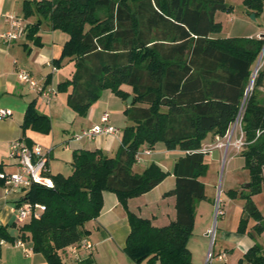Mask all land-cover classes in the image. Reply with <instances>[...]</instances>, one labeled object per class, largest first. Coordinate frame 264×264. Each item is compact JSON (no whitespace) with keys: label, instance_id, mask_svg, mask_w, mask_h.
I'll return each mask as SVG.
<instances>
[{"label":"trees","instance_id":"16d2710c","mask_svg":"<svg viewBox=\"0 0 264 264\" xmlns=\"http://www.w3.org/2000/svg\"><path fill=\"white\" fill-rule=\"evenodd\" d=\"M226 1L23 2L22 18L38 17L26 28V39L34 46H41L37 34L42 20L49 22L52 31L68 36L53 65L59 68L65 58L73 62L71 77L59 83L57 91L68 92L67 106L77 116L84 118L105 90L126 101L129 95L120 86L127 85L133 97L124 111L129 125L114 157L99 150H75L69 176L49 174L51 188L33 184L18 202L17 206L27 202L44 207L38 218H31L19 231L21 239L29 235L33 252L48 264H62L58 253L84 238L82 227L99 216L103 192L115 194L126 210L130 229L123 252L134 264H191L187 242L196 207L206 201L199 181L205 171L200 149L208 136L223 138L233 124L262 47L257 38L214 36L221 30L215 14L233 10ZM243 6L258 17L263 0H243ZM263 81L259 73L254 88ZM21 128L24 133L46 135L51 122L31 102ZM241 130L245 137L241 155L250 186L240 192L244 206L237 230L245 232L252 218L253 229L261 233L264 220L252 197L264 194V105L254 94L246 99ZM157 143L184 153L173 169L175 186L166 194L175 198V220L164 228H155L127 211L129 199L149 192L168 175L155 164L140 174L132 171L139 149ZM234 193L229 191V197L234 198ZM0 239L15 240L1 226ZM238 264H264L261 248H249Z\"/></svg>","mask_w":264,"mask_h":264},{"label":"crops","instance_id":"0c3cea01","mask_svg":"<svg viewBox=\"0 0 264 264\" xmlns=\"http://www.w3.org/2000/svg\"><path fill=\"white\" fill-rule=\"evenodd\" d=\"M24 1L26 0H0V109H9L12 112L10 117L0 120V172H16V166L9 158L8 146L10 142L18 139H23L26 143L29 141L31 145H39L50 151L47 163L50 175L60 174L61 159L65 158L64 151L60 152L61 148L59 146H62V149L71 150L72 153L75 150H99L106 156L114 157L121 144L122 132L129 125L124 115V111L127 108L126 101L115 96L109 90H105L90 107L84 118L77 116L67 106L68 92L60 93L57 91V85L71 77L74 70L73 62L67 58L63 59L67 60L66 64H72L71 70L68 69L65 72H63V69L57 68L53 71L51 68L54 66L53 61L60 58L63 45L68 40V36L62 32L52 31L49 27V22L43 20L45 25L41 24L37 34L40 38L41 46H34L32 42L26 39V28L34 24L38 17L34 15L28 19L22 18V4ZM226 2L230 5L228 0ZM242 2L243 0H241V4ZM218 13H227L217 12L214 16L215 22L222 25L220 22L222 17L218 18ZM240 14L242 18L238 26L234 28V30L236 29L235 36H226L224 38H257L264 30V10L260 16H254V25H249L252 24L250 23L251 21L248 23L244 19L245 16L249 17L251 13L243 5H240ZM226 16H228L227 22L232 23V14H227ZM10 17L14 19L11 20ZM12 21H16L19 24L22 32L16 39L4 41L1 38L2 34L8 32L18 33V29L15 30L11 26ZM42 26L44 27L42 28ZM19 70L26 71L38 85L52 89L55 94L51 102L47 103L35 90L20 82L17 77ZM261 73H264V66ZM48 76L49 81L47 80ZM258 88L264 91V81ZM120 90L132 96L130 86L121 85ZM260 98L264 100V94ZM258 99L257 101L264 105L262 103L264 101ZM31 102H35L36 110L39 113L46 115L50 119L51 131L49 134L44 135L31 130H27L25 133L22 131L21 125L24 114ZM103 113L109 114L110 124L120 131L118 137H98L90 141H74L72 139L74 135L79 134L81 131L99 124ZM212 141L215 143L216 137L208 136L202 147L208 146ZM145 150H149L150 153L148 155L141 153V161L133 165L132 171L140 174L150 164H155L168 175L149 192L129 199L127 201V211L138 218L148 220L155 228H164L175 220V198L166 196V194L175 186L173 169L177 160L184 153L178 149L169 151L162 143H157L152 148L143 145L138 153ZM219 151L221 152V150ZM228 152H231V155H235L232 150ZM229 191L226 193L228 199L231 200L228 195ZM25 194V192L6 193L4 184L0 180V226L5 227L9 236L15 239L12 243L0 239V264H48L41 254L33 252L29 235H25L28 237L27 239L20 238V227L28 223L31 218H38L43 212L41 209H36L35 214L38 215H32L23 223L18 222L16 207ZM209 201L210 199L206 196L205 202ZM224 202L226 203V201ZM202 203L200 202L197 205L196 214ZM239 206L241 207L242 215L243 204ZM223 211L222 216L226 220L230 211L227 207ZM261 216L264 220V216L262 214ZM211 218L212 211L209 206L208 209L203 211L202 222L199 225L194 219L193 233L187 242L191 264H205L209 251V249L207 250V245L210 239ZM221 224V229L225 231V237H230L231 240L235 241L239 252L232 254L233 250L230 251L220 247L214 254L223 253L224 259L216 261L215 264H238V261L243 258L248 249L256 245V243L243 240L242 237L235 233V230L233 232L227 230L225 221ZM255 224L253 222V226ZM129 229L126 210L119 203L116 195L110 192H103L102 210L99 216L85 223L82 227L83 232H85L83 239H87L92 244L91 250H81L77 256H73L66 248L58 253L62 264H134L123 252ZM197 229L198 231L196 232ZM250 231V233L254 232L253 230ZM261 250L264 254V247L261 246ZM142 264H146V262L144 261Z\"/></svg>","mask_w":264,"mask_h":264},{"label":"rangeland","instance_id":"374dc122","mask_svg":"<svg viewBox=\"0 0 264 264\" xmlns=\"http://www.w3.org/2000/svg\"><path fill=\"white\" fill-rule=\"evenodd\" d=\"M228 3L232 6L233 10L230 13L227 14H232L233 17V22H227V14H219L218 13V18H221V30L218 33H215L214 36L217 38H224V37H234L235 36V30L234 28L238 26L239 21L241 20L242 16L240 14V5H243V2L241 4V0H228ZM264 10V1H263V7L262 11L259 14V16L263 13ZM248 23L251 21L249 25H254L253 20L251 19L250 16L247 17L245 16L244 18ZM41 24L45 25L43 20L41 21ZM257 26V24H255ZM41 26V25H40ZM44 26H42L43 28ZM40 30V29H39ZM58 31V30H56ZM61 32V31H58ZM67 60L61 61V65L58 69H63L65 72L68 69L71 70L72 64H66ZM255 65L252 67V72L254 70ZM248 87V86H247ZM247 89V88H246ZM246 91V90H245ZM254 94L256 98H259L258 100L264 101L260 96L264 94V91L259 88H254L249 93L247 94V98L251 95ZM246 98V99H247ZM264 103V102H262ZM245 105V104H244ZM244 106L240 111H238V114L236 118L240 116L239 123L236 125L234 128V137H239L240 136V127H241V120H242V114H243ZM236 118L231 125L227 135L223 137L222 139L220 138V142L225 143L226 137L230 133L233 125L236 122ZM245 138V137H244ZM208 137L205 139L207 140ZM209 145H214V142L212 141L211 144ZM61 148V151H64V156L65 158H62L61 164L59 166V172L62 176H69L71 174V163H72V152L69 149H62V146H59ZM204 155V167L205 171L204 174L199 177L201 183L204 186V191L205 195L210 199L209 202L202 201L203 203L201 204L200 208L198 209V213L196 214L195 210V217L197 224L202 222V213L208 207L210 206L211 211H212V218H211V232H214V239L212 244L211 239L208 240V245H207V250L209 249L213 255L216 253L220 247L221 248H226L230 251L233 250V253H238L239 248L236 245L235 241L231 240L230 237L226 238L224 233V229H221V223L225 221V225L227 230L229 231H234L235 233L239 236L242 237L243 240H247L250 242L256 243L260 248L261 246L264 247V230L261 233H256L255 230L253 229V222H255L252 218H248L246 222V229L245 232L239 233L238 232V226H239V221L241 218V210L240 206L243 204L244 206V200L240 197V192L243 190H246L250 185V173L248 168L246 167L245 164V159L241 155V151L237 152L235 150H232L235 155H231V152H227L225 155L218 149H212ZM141 153H138L140 158H141ZM67 155V156H66ZM69 158V159H68ZM136 163V162H135ZM247 185H249L247 187ZM234 191L235 197L230 198L231 200L228 199L227 197V191ZM245 193H248V191H244ZM253 202L255 206L259 209L260 214L264 216V194L259 193L255 196H253ZM226 201V203L224 202ZM218 204L219 211L224 212L223 210L226 209V207L229 209L230 214L227 216L226 220L223 219L222 215L217 216L215 219V209L216 205ZM227 205V206H226ZM197 208V207H196ZM239 208V209H238ZM17 218V216H16ZM253 230V233H250ZM198 229L196 230V232ZM193 233V230H192ZM191 233V235H192ZM250 234V235H248ZM195 239V238H194ZM226 239V240H225Z\"/></svg>","mask_w":264,"mask_h":264},{"label":"built area","instance_id":"2783aa9c","mask_svg":"<svg viewBox=\"0 0 264 264\" xmlns=\"http://www.w3.org/2000/svg\"><path fill=\"white\" fill-rule=\"evenodd\" d=\"M10 19L12 20L14 18L10 17ZM11 26L15 30L18 29V33L8 32L6 34H2L1 38L4 41H10L16 39L18 35L22 32V28H20L19 24L16 21H12ZM257 39L262 41V47L257 57L254 70L250 76V80L248 83L249 90L247 94L249 93V91L253 89L256 78L258 77L259 73H261V70L264 66V30L260 35L257 36ZM51 68L53 71H55L56 69L54 66H52ZM17 77L20 82L28 85L31 89L35 90L41 96V98L45 100L47 103L51 102L53 95L55 94L52 89L45 88L43 85H38L37 83H35L31 79L30 75L24 70H19L17 72ZM11 115H12L11 110L0 109V120L6 119ZM239 120H240V116L236 118V122L233 125L230 133L226 137L225 143L220 142V138L216 137V142L214 143V145L203 146L200 149V152L205 155L211 150L210 148L221 150L224 153V155L230 150L242 152L245 147V138L241 130V127H240V136L234 137V128L239 123ZM227 133L225 134V136L227 135ZM119 135H120V131L116 129L113 125H111L109 122V114L103 113L100 118L99 124L93 126L90 129L81 131L79 134L74 135L72 139L74 141H81V140L90 141L98 137H118ZM8 150H9L8 151L9 158L13 161L14 165L16 166V172L14 173L0 172V180L4 184V190L6 193H10V192L27 193L33 184L45 186L47 188L52 187V181L49 177V170L47 166L48 157L50 154L49 150L44 149L39 145L28 146L26 141L23 139H18L10 142L8 146ZM142 153L148 155L150 151L145 150ZM140 161L141 158L137 153L135 156V162L139 163ZM36 209L44 210V207L41 205L32 206L27 202H22L19 206L16 207V216L18 222L20 223L25 222L28 218H30L32 215L35 214ZM219 215H223V212L219 211V207L217 204L215 209V216L217 217ZM209 236L212 244L214 239V232L213 231L210 232ZM18 243L21 244L20 242ZM91 248H92V244L87 239H82L77 244L69 246L68 250L70 254H72L73 256H77L79 251L91 250ZM223 259H224L223 253L219 255H213L209 250L206 256L205 264H215L216 261H222Z\"/></svg>","mask_w":264,"mask_h":264},{"label":"water","instance_id":"95a60500","mask_svg":"<svg viewBox=\"0 0 264 264\" xmlns=\"http://www.w3.org/2000/svg\"><path fill=\"white\" fill-rule=\"evenodd\" d=\"M250 18L251 19H254V15L253 14H251L250 15ZM263 76H264V73H263ZM248 90H249V86L247 87V89H246V91H245V93H244V97H243V100H242V103H241V106H240V111L242 110V108H243V106H244V104H245V102H246V98H247V92H248ZM132 96H129L127 99H126V105H127V107H130L131 106V103H132ZM239 111V112H240ZM249 185H247V187H248ZM217 206V205H216ZM215 219H216V216H215Z\"/></svg>","mask_w":264,"mask_h":264}]
</instances>
